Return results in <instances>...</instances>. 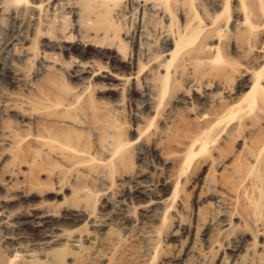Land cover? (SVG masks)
Returning a JSON list of instances; mask_svg holds the SVG:
<instances>
[{
	"label": "bare ground",
	"instance_id": "1",
	"mask_svg": "<svg viewBox=\"0 0 264 264\" xmlns=\"http://www.w3.org/2000/svg\"><path fill=\"white\" fill-rule=\"evenodd\" d=\"M40 9L34 0H0V230L14 243L38 239L0 251V264H104L121 245L116 233L127 234L130 206L142 203L141 218L162 225L177 198L184 212L183 187L193 176L199 196L212 200L193 213L196 225L237 214L252 229V247L261 238L264 249V0H59L29 34L21 20ZM38 37L39 57L31 46ZM37 57L28 82L24 69ZM97 85L125 90L128 111L135 108L137 140L151 153L136 169L115 120L120 106L94 99ZM158 160L168 174L155 188ZM114 183L120 200L111 206ZM60 196L61 204L47 203ZM33 198L41 200L24 206ZM96 200L112 217L93 219ZM147 228L152 240L156 229ZM222 230L208 237L211 251ZM238 243L230 264H248L236 256L249 253ZM252 264H264V250L252 252Z\"/></svg>",
	"mask_w": 264,
	"mask_h": 264
},
{
	"label": "rangeland",
	"instance_id": "2",
	"mask_svg": "<svg viewBox=\"0 0 264 264\" xmlns=\"http://www.w3.org/2000/svg\"><path fill=\"white\" fill-rule=\"evenodd\" d=\"M56 1L58 3L59 0H34V2L37 3L41 2V9L39 11L40 13L36 12L34 16L26 15L21 20V28H23L25 31H28L29 34H32L33 31L31 32V28L39 24L38 21L39 17L41 18V21H43L42 20L43 17H45V15L48 16L51 13L49 8L51 7L52 4H56ZM61 3L62 2H60V4ZM228 6H229L228 9L229 21L231 22L232 20H234V17L231 14L232 3H229ZM61 8H60L61 12H59V10L57 11L59 12L60 15L61 13H65L66 11L65 8L62 9ZM38 13L40 16L38 15ZM1 24L4 27L7 26V23L4 21L1 22ZM38 27L41 29V22L38 25ZM132 28H133L132 25L130 23H127L126 29L130 31V29L132 30ZM40 45H41L40 37L35 39L31 44L34 53L37 54L38 57L40 56L39 54H41L42 52L41 50L42 48ZM160 45H161V41L156 40L155 47L160 49L162 46ZM126 51L128 52V49H126ZM253 55H258V54L256 52H253ZM38 57L36 58L37 60L35 58L32 59L24 69L25 72L24 74L28 82L32 81L33 73L35 72L36 67L38 66L37 65ZM105 70L108 73L110 72L111 75L127 76L129 74V72L125 68H120L119 70L115 71L107 67ZM243 79L244 78H241V80ZM235 84L236 82L233 83V86ZM106 86L97 85L94 88H91L94 89L95 91L93 92L89 91V92L92 94V97L94 99L96 98V100L99 103L103 105L105 104V106L107 107H112L113 109H117V106H120L115 116V120L116 123L122 128L123 132L125 133L126 141L129 143L128 149L131 157V164L133 168L136 169L140 164L139 161L137 160L138 158L145 156L148 158L149 154L151 155V153L148 154L150 146L143 147L142 142L137 140L138 136L137 133H135V130L138 131V129H140L141 123L139 122V118L135 116L136 114L135 108H133L132 111L131 110L128 111L127 104L129 97L127 92L124 90L122 92L117 93L116 91L112 90L111 87L109 86L106 87ZM6 89L8 90L9 88L6 87ZM99 89L102 90L101 93L97 92V90ZM7 90L5 91L7 92ZM10 91L13 93L14 92L23 93V91L19 89L10 88ZM214 92L217 93L215 90ZM134 104L135 103H133L132 105ZM244 136H245V132H240L239 134H236L233 137V139L226 144L227 149L233 152L236 151L238 144L240 143V141H242ZM138 148H140L141 151L138 152L137 150ZM140 154H142V156ZM155 165L157 166H155L156 170L154 171L157 174L152 172L151 177L152 178L154 177L153 182H154V187L156 188L157 187L156 184L158 183L159 185L162 180H165L164 178L167 177L168 172H166L167 170L165 168H162L163 166L159 160L158 163H156ZM155 176L158 178H156ZM5 178L4 179L2 178V180H4L3 182L8 181ZM194 180H195V176L190 177V179L187 180L186 184L183 187V193L186 194L185 197L187 202L184 212L179 213L177 208L178 206L177 200L179 198H177L176 201L172 205H170V208L168 209V212L165 216V220L161 223L162 225L156 222L150 224L149 222L147 223V221H145L146 218L143 217L141 218L140 216L142 214L141 208L144 207L142 203L137 204L136 206L134 205L135 207L129 205L131 207L130 210L132 209V211L130 212V221L126 226L127 229L126 231L127 234L129 232L130 235L127 236V234L125 235L123 232L116 233V237L120 239L119 244L121 245L116 248V250L114 251V253H112V255L106 257L105 258L106 260L105 259L103 260L104 264H230L231 260L235 259L233 258L232 251H233V246L240 241L239 237L242 238L243 240L240 241L242 242V245L238 243L239 244L238 246L240 247L243 245L247 246L248 248L245 250H248L250 254L242 250L239 253H236V256L242 257L243 255H245L243 257L247 259L248 264H252V252L254 253V255H257L260 253V251L264 250L263 241L261 238L254 239L255 240L254 247H252V229H250L249 227H244L243 221L239 215L228 214L224 216H219L217 220H215L213 225L198 224L197 226L194 220H192L193 213H196L197 210L204 208L207 204L212 203L211 196L209 194H203L199 196V190L197 186H194L193 184ZM116 186L117 184L114 183V186L111 189V193H109V197H110L109 200H111L112 203L111 206H116L115 203L120 196L119 194L120 188L117 187L119 189L117 190V188H115ZM200 187L201 186H199V188ZM3 192H4L3 189L0 188V198L1 197L3 198V195H5ZM169 194L170 193H168L167 195L169 196ZM40 200H41L40 198L30 199L28 202L29 204L25 203L24 206L37 205L40 202ZM62 202H63L62 196L58 198L51 197L47 201L48 204H53V203L61 204ZM101 202L102 201L100 200H96L94 207V215H93L94 217L93 219L95 220L98 219L100 217L99 215L101 214L112 217L111 214L112 209L108 207V210L107 209L102 210ZM139 205L141 206L139 207ZM15 207L16 206L12 205L10 206L9 209H14ZM154 208L156 209L155 215L160 216V214H162L163 212L162 208L158 209V207L155 205ZM157 211L160 214H158ZM116 222L117 221L114 220L112 224L114 229L117 227ZM147 225L149 226L151 225L156 229V233L153 236L154 238L152 237V240H150V238L147 237L148 232L151 231V228H147L149 227ZM78 227H82V229L88 230L87 227H83V224H79L76 226V228ZM217 228L223 229L222 231H225L224 232L225 235L223 236V238L225 239H223L224 241L223 242L222 237H219L214 244L215 247L214 250L211 251L206 242L209 241L208 237H210V235L213 234L217 230ZM173 231L176 232V235L174 237H170V234ZM150 235L151 234H149V236ZM30 236L31 235H28L27 237L29 238ZM8 237L10 238L9 234L7 233L6 236V231L1 229L0 230L1 252L4 251L5 248L6 249L9 248L11 249L12 247L17 248L15 246H19L18 244H20L21 247L24 246L23 248H26L25 245L29 246L28 248L30 247L32 248L33 247L32 244H34L35 241L36 242L38 241V239L36 238L35 240L34 237H30L29 240L27 237H25L27 239L23 241L16 240L17 242L15 241L16 243H14L15 239L14 240L12 239L11 241L5 240V238L7 239ZM130 237L133 239V241ZM146 238H148L150 241ZM123 239L125 240L127 239V240L123 243ZM4 241L6 244L3 243ZM248 245H250L251 247ZM190 246L195 247L196 254H190L188 258H185L184 254L186 253V249L187 247ZM123 247L124 249L126 248V251L123 249ZM99 261H101V259L96 258L92 260L90 264H99Z\"/></svg>",
	"mask_w": 264,
	"mask_h": 264
}]
</instances>
